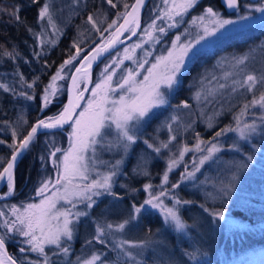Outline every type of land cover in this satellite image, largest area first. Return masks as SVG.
<instances>
[{"label": "rangeland", "instance_id": "obj_1", "mask_svg": "<svg viewBox=\"0 0 264 264\" xmlns=\"http://www.w3.org/2000/svg\"><path fill=\"white\" fill-rule=\"evenodd\" d=\"M86 1L47 0V3L50 5L52 21L50 23L45 18L44 23H42V31L39 37L42 45L51 47L55 43L53 38H58L61 35L68 22L76 17V13L80 12V5ZM201 1L197 0L195 6ZM261 2L262 0H243L240 3V7L235 9L232 15L224 14L220 8H213L214 11L220 14L222 19L233 20L235 23L225 25L215 35L207 36L199 44H195L196 39L200 35H203L204 26L213 27L207 17L203 22L197 19L205 15L206 9L198 14L195 13L189 16V13L195 8L193 6L187 12L175 17V26L170 27L169 25L172 22L164 16V12L171 7V0L167 4L165 0H154L151 9H149L151 15L149 23L141 27L137 36L130 43L117 50L112 56L107 57L106 61L101 64L95 82H91L82 107L91 98V90L101 79V72L105 66L111 64L113 60L122 58L125 48L129 49L128 54L132 55L133 60L136 61H143L146 58L145 52H149L150 55L147 57L149 62L144 66L147 69L152 63L156 62L157 57L167 56L168 52L172 50L174 42L178 46L189 41L195 44V47L192 48L185 58L184 67L177 78L178 83L172 89H167L164 86L161 87L168 103L153 109L149 116L140 123L136 129L138 139L128 152L122 153L115 148L109 151L97 146L95 158L89 161L91 169L89 181L99 179L100 176L106 174L110 169V165L116 160L121 159L123 155L124 162L120 165L117 175L113 178L112 192L115 195L105 193L104 195L93 197L96 203L91 208L86 207V201L77 203V208L74 211H87L89 215L80 217L79 221L74 220L73 239L67 241L65 238L63 243V246L69 247L67 255L54 245L45 247L51 264H82L83 261L90 259L93 255L100 257V260L96 264H101V261H103V264H115L109 262L110 257H115L116 261L120 260L126 264H177L180 255L175 257L173 250L176 248L173 247V242L170 245L165 237L168 239L170 236L174 237L175 245L180 246H185L186 244L189 246L192 241L197 243L198 240L199 242L211 244L213 240L212 229L218 231L222 227L227 229L230 224H238V221L231 216V209L236 208L238 202L242 203L245 208L249 206L254 212L257 210L264 211V132L258 131L249 140H241L237 133L227 132L213 140L216 134L213 132L215 128L216 132L228 126L235 128L237 118L248 123H251L255 119L259 124V117L264 114V109H260L258 106H250L247 114L241 116L244 105L254 98V94L258 97L264 91V83L258 82L254 90H249L246 86H240V83L245 80L247 75L251 74L257 77L264 75V37L245 39V36H252L259 30L264 29V13L256 12L254 7H247L248 5L257 6ZM75 11L76 13L72 14ZM89 16H92L96 21L95 27L88 22ZM89 16L83 20L81 25L75 27L74 46L76 50L74 54L77 53V49L80 46L98 39L102 34L111 29L109 25L112 23L107 20L106 15L96 13ZM242 16H249L250 18L242 20ZM41 22L43 21L41 20ZM153 22H155L156 28L151 29L153 39H149L145 35V29H148V26ZM161 27L165 29L164 32L158 31ZM177 36L180 37L179 41H176ZM232 41H236L238 46L229 49V51L219 56L212 57L210 63L203 66L191 79L187 85L185 98L188 107H184L185 101H181L177 106H172L170 101L178 90L181 79L189 66L199 57L212 55L217 49L223 48V46ZM136 44H142V47L136 48L133 53L132 46ZM242 57H247V59L243 64H238L237 61ZM133 60L126 59L118 67L112 65L109 71L115 69L116 75L113 77L114 85L120 79L125 69H135L136 64L133 63ZM204 60L206 58H202V61ZM65 70L64 68L62 74ZM145 74L146 72L141 70V78ZM222 85L223 87H221ZM82 86V84L79 85L80 90H82ZM198 93L199 96H197ZM25 124L23 120L20 121L19 117V121L14 128L19 133L21 127L25 128ZM169 124H171V130L167 127ZM198 131L211 133L212 135L208 136V138H203V134ZM70 133L71 127L67 132V140L64 147L57 146L55 136L49 139L47 137V144L43 148L49 150L45 151L43 155L49 160V164H51L49 177L45 178L44 174L39 175L35 171V180L32 182L33 189L29 192L30 195L27 198L25 197L24 202L20 204L19 201L18 203L6 204L5 206L0 205V210L5 212L6 217H11V208L13 206L19 208L21 205L40 202L42 197L37 194V189L47 179L54 181L56 178H53V175L57 177L58 174V170L50 158V153L55 148L62 149L61 152L56 154L57 161L62 160L63 150H67L69 147ZM115 136L116 131L113 128L108 138L114 140ZM173 136H175L174 140L171 139ZM145 140L156 146H160L161 143H168V148H161V151L156 153L152 149L147 148L144 143ZM200 141L205 142L200 145L202 149H206L209 146L207 144L208 141L219 144L221 147V151L215 153L212 159L206 161L202 166H199V160L204 155H207V152L196 150V145ZM234 142L241 146V151L231 149L230 146ZM184 146H187L191 151L185 153L179 165L173 167L172 171L168 173L169 182L164 187L170 189V193L168 197L163 198L164 204L168 207L175 205L172 196L175 195L180 199L178 193L181 190H185L188 194L189 192H195L200 195L201 202L195 201L192 203L202 208V206H206V203L213 205L218 201L222 203V207L217 210L224 211L225 219L220 220L218 217H213L210 214L211 210L216 209L208 208L209 211H205L206 208H204L200 210V213L190 212L187 214L193 226L186 223L188 228L183 232H178L174 225L164 221L163 214L158 209L146 206V210L142 211L136 220L130 222L123 232L113 231L108 234L106 237L108 242L105 245L93 240L96 222L104 223L107 221L114 225L122 222L130 215L132 204L138 206L148 198V192L144 189L145 184L151 183L153 185V192L158 193L160 191V188L157 186L162 183V177L167 170L169 160L174 158V154L175 158H178L179 152ZM92 155L91 152L88 153L89 157H92ZM248 155H252L253 160L248 162L247 169L240 172V180L234 185L235 191L231 192L228 197H224L221 189L232 182V175L237 171V165L245 161ZM194 162L195 165L199 166V171L195 172L193 178L180 182L181 176L186 171H194ZM138 163L142 165L149 175H143L138 171H134ZM97 173L100 175L98 176ZM42 176L43 178H41ZM137 181L139 182V186L136 185L137 183L135 184ZM87 182L84 181V183ZM177 182H180V187L171 189V185ZM77 183H80V181H77ZM132 189H137V191H132ZM50 194V192L46 193V195ZM36 195L37 197H35ZM189 205L190 203H187V205H176L180 216L182 215L181 211L187 209ZM58 207L71 206L61 201ZM145 213L150 216H157L160 221L161 226L152 237H150L151 232H149V235L144 236L137 229L138 221L142 214ZM3 219V217H0V221ZM190 227L194 229V233L190 231ZM25 239V237L22 238L20 247L30 249L29 245L23 243ZM121 239L148 241V244L143 248H130L129 250L135 257V259H132L125 256L123 251L116 246ZM88 241L92 242L88 243ZM100 244L106 246L104 250L97 247ZM22 260L42 261L43 257L36 252L28 250L25 252Z\"/></svg>", "mask_w": 264, "mask_h": 264}, {"label": "snow or ice", "instance_id": "obj_2", "mask_svg": "<svg viewBox=\"0 0 264 264\" xmlns=\"http://www.w3.org/2000/svg\"><path fill=\"white\" fill-rule=\"evenodd\" d=\"M34 3H38L39 0H33ZM169 0H165L167 4ZM111 4L112 0H108ZM144 0H136V4L132 6L131 12L123 13L124 22L117 25L116 21H113L109 28L115 26V31L108 41L101 47L97 48L91 57H84V63L80 64V67L76 68V73L79 76L73 75L71 77L72 82V95L68 100L67 105L63 110L55 116L48 117L47 119H40L30 127L24 135H18L15 128L12 129V136L14 142L9 145L13 149L10 158L8 159L6 166L0 170V182L7 184L8 191L0 196V199L11 196L15 191V176L14 169L17 163L18 157L26 151L32 142L36 139L37 132L40 129H54L63 128L64 125L71 127L70 142L67 150H63L62 160L57 161L56 154L61 152L62 149L55 148L50 153L52 163L56 166L58 174L56 179H47L41 183V186L37 189V194L42 197L39 203H29L27 205H21V207L13 206L11 208V217H6L5 212L0 210V217L4 219L0 221L3 228L5 229L4 234H0V264H17L16 259L12 256L7 255L6 248V236L9 232H16L20 236L25 237L24 244L30 246V249L24 247L20 248L21 253H25L30 250L38 253L43 257L42 261H25L21 260L20 264H51L49 256L45 251V247L48 245H54L60 249L65 255L69 253V247L63 246L65 238L67 241H71L74 235V220L79 221L82 216H88L87 211H74L77 208V203H86L87 208H91L96 201L93 197L104 195H115L112 192L113 178L117 175L120 165L123 164L124 159L116 160L110 165L109 171L100 176L99 179H92L89 181L90 165L89 161L95 158L97 146L105 148L111 151L113 148L120 150L122 153H127L130 147L136 143L138 136L136 129L140 123L145 120L146 117L152 112L153 109L158 108L168 103L165 93L161 90L164 86L167 89H172L178 83V76L181 69L184 67V61L188 53L195 47V44H199L201 40L207 36L215 35L220 28L225 25L233 24L235 21L229 19H222L220 14L212 7H208L205 10V15L198 17L197 19L203 22L207 17L213 27L209 28L204 26L203 35H200L195 44L191 41L180 44L173 43L172 50H170L167 56H159L156 58V62L152 63L150 67L145 69V64H148L147 57L150 55L149 52H145V59L143 61L133 60V56L129 55V49H124V55L119 60H113L111 64L106 65L101 72V79L95 84L91 90V98L85 102V105L81 109V100L87 88L82 91L79 88L80 82L89 78V70L92 66V62L95 61L102 53L108 51L109 48L122 41L119 40V36L123 32H130L132 36L136 35V29L139 28V10L143 5ZM197 0H171V7L166 9L164 16L168 18L170 27L175 26V17L182 15L187 12L188 9L195 6ZM225 3L230 9H237L240 7L239 0H225ZM125 9L128 5H124ZM247 7L252 8L256 12L264 13V0L257 5H248ZM19 9L13 11L12 15L19 21L18 15ZM40 20H47L51 23L52 16L50 12V5L48 3L43 4L38 13ZM249 16H242V20L249 19ZM119 19V18H118ZM94 27L96 21L92 16L88 17ZM156 24L153 22L145 29V35L149 39H153L151 29H155ZM99 30V29H97ZM158 31L164 32L163 27L159 28ZM130 38V37H129ZM180 37H176V41H179ZM142 47V44H136L132 46L133 53L136 48ZM3 55L11 57L13 54L10 52H4ZM80 55L79 49H77L76 56L71 59L64 61L60 65V69L52 77L51 83L44 89L43 96V107L46 108L50 102L49 97L54 96L56 92V81L63 79L62 72L66 65L72 64L73 60ZM133 60L136 64L135 69L127 68L121 75L120 79L113 82V77L116 75L115 69L109 71L112 65L117 67L123 64L124 60ZM247 57L240 58L237 63L243 64ZM141 70L145 71L146 74L141 78ZM258 82L264 83V75L257 77L256 75H247L245 80L240 83L241 87H247L249 90H254ZM35 81L32 84H28V87H33ZM223 87V85L221 86ZM0 88L5 91H11L8 85L0 83ZM27 99H33L26 93H20ZM199 96V93L197 94ZM258 106L260 109H264V91L259 96H255L248 103L244 105L241 112V116L247 114L248 108ZM184 107H188L185 102ZM77 109H81L77 112ZM175 119V117H173ZM260 123L258 124L254 119L251 123L242 121L237 118L236 127L228 126L221 131L216 132L213 140L220 137L227 132H235L238 134L241 140H249L258 131L264 132V114L259 117ZM26 123V122H25ZM171 130V124L167 125ZM211 127V125H209ZM115 129V139H109L111 129ZM172 140L175 136L171 137ZM18 141V143H17ZM0 143H4L0 141ZM148 149H152L154 152L159 153L161 148H168V143H161L160 146H156L153 143H149L147 140L144 141ZM205 143L200 141L196 145L197 151H206L207 155H204L199 160V166H202L206 161L212 159L215 153L221 151L219 144L208 141L209 145L206 149L200 147L201 144ZM231 149L241 151V146L234 142ZM191 151L187 146H184L179 152V157L169 160L167 170L162 177L161 185L158 193L153 192V185L151 183L145 184L144 189L148 192V198L144 200L140 205L132 204L131 213L128 218L122 222H118L115 225L113 223L105 221L104 223H95V234L93 240L98 241L101 244L107 243V235L115 232H123L126 226L136 220L139 214L146 210V206L153 209H158L163 214V219L167 223L174 225L176 231L183 232L188 228V225L183 221L180 216L179 209L176 205L191 203L190 201H182L175 195L172 199L175 201V205L168 207L164 204L163 198L169 196L170 189H166L164 185L169 182L168 173L172 171L173 167L178 166L180 161L183 160L184 154ZM91 152L92 157L88 156ZM2 159V158H0ZM43 160V157H41ZM253 160L252 155H248L245 161L240 162L237 165V171L232 175V182L227 184L225 188L221 189V193L224 197H228L231 192L235 191V183L240 180V172L247 169L248 162ZM199 166L195 165L194 171L185 172L181 176V181L191 179L195 176V172L199 171ZM134 171H138L143 175H149L145 171L140 163ZM99 176L100 174L97 173ZM80 181V183H77ZM84 181H88L84 183ZM180 182L171 185V189L180 187ZM126 187V186H124ZM137 191V189H132ZM51 193L46 195V193ZM63 201L64 204L70 205L71 207H58V204ZM203 207V206H202ZM205 211H209L205 209ZM210 214L213 217H218L220 220L225 219L224 211L211 210ZM92 241H88L91 243ZM148 241H129L125 239L119 240L116 245L123 251L125 256L135 259L133 253L129 250L130 248H143L147 246ZM192 258H195L197 252L188 253ZM100 260L98 255H93L90 259L85 260L82 264H96ZM103 264V261H101Z\"/></svg>", "mask_w": 264, "mask_h": 264}, {"label": "trees", "instance_id": "obj_3", "mask_svg": "<svg viewBox=\"0 0 264 264\" xmlns=\"http://www.w3.org/2000/svg\"><path fill=\"white\" fill-rule=\"evenodd\" d=\"M132 2L133 0H112V3L109 4L108 0H87L80 5L79 13H76V11L72 13H76V17L68 22L62 33L60 32L61 35L58 38H53L55 43L51 47H48V45L46 47L42 45L41 40L39 41L44 20L41 22L38 18V13L43 4L47 3V0H39L38 3H34L33 0H0V83L8 85L11 89V91H5L0 88V141L4 142L0 143V158H2L0 159V170L13 151L9 145L14 142L12 129L18 123L19 117L20 121H24V124L26 122L25 128L21 127L19 133L17 132L18 135L22 136L26 134L34 122L58 115L64 104L66 84L73 68L93 46L107 38L115 28V26L112 27L98 39L92 40L78 48L80 55L73 60L72 64L65 66L66 70L62 74L64 78L56 81L55 95L49 97L50 102L44 108L42 100L44 89L51 83V79L60 69V65L76 56L74 54L76 50L74 46L75 27L81 25L83 20L89 15L96 13L106 15L110 23L116 21L118 25L123 17L122 14L126 12ZM153 2L154 0H150L144 9L141 27L147 25L151 19L149 9H151ZM240 2H243V0H240ZM125 4L128 5L127 9L124 7ZM208 7L218 9L221 6L219 0H202L189 13V16L195 13L198 14ZM16 9H19V21L12 15ZM252 37H256V39L264 37V29L259 30L252 36H245V39H252ZM236 41H232L223 46V48L217 49L212 55L201 56L196 59L183 75L181 84L174 93L170 104L177 106L181 101L186 102L187 85L191 79L203 66L210 63L212 57L219 56L238 46V41ZM4 52H10L13 55L11 57L5 56L3 55ZM202 58H206V60L202 61ZM106 59L95 68L92 74V83L95 82L97 72ZM33 81H35V85L28 87V84H32ZM20 93H26L33 99H27ZM69 128L61 132L41 134L36 137L16 166L14 173L16 186L12 197L9 200L0 202V205L5 206L6 204L18 203L19 201L20 204L24 202L25 197L27 198L30 195L29 192L33 189L32 182L35 180V171L39 175L44 174L45 178L49 177V160L43 155L45 151L49 150L43 148L47 144V137L49 139L55 136L57 146L64 147ZM215 130H213L214 133H216ZM202 134L203 138H208V136L212 135L211 133ZM41 157H43V160H41ZM135 184L139 186L138 181ZM178 194L182 201L191 202L187 209L181 211L183 221L191 226H193V223L187 216L190 212L200 213V210L204 208L217 210L222 207V203L216 201V204L206 203V206L201 208L192 203L195 201L201 202L199 194L195 192H189L188 194L185 190H181ZM242 207L244 208L242 209ZM255 212L249 206L245 208L242 203L238 202V206L231 209V216L238 221V224H230L227 229L222 227L218 231L212 229L213 240L211 244L199 242L198 240L197 243L192 241L189 246L187 244V246H180L175 245L174 237L170 236L169 239L165 237L170 245L173 242V247L176 248L173 250L175 257L180 255L177 264H264V211L257 210ZM160 226L157 216H150L145 213L140 217L137 229L144 236L149 235V232H151L150 237H152ZM190 231L194 233L192 227H190ZM4 232L5 229L0 225V234H4ZM22 238L16 232H9L6 236V246L9 254L19 264L25 255L18 251ZM104 245L100 244L97 247L104 250V247H106ZM192 252H197L195 258L188 255V253ZM109 262L126 264L120 260L116 261L115 257H110Z\"/></svg>", "mask_w": 264, "mask_h": 264}, {"label": "water", "instance_id": "obj_4", "mask_svg": "<svg viewBox=\"0 0 264 264\" xmlns=\"http://www.w3.org/2000/svg\"><path fill=\"white\" fill-rule=\"evenodd\" d=\"M150 2V0H144V3L143 5L140 7V10H139V28L136 29V35L135 36H132L130 32H123L122 35L119 36V40L122 41V43H119L117 42L114 47H111L108 49V51L102 53L95 61L92 62V66L89 70V78L87 79V81L85 83H83V87H82V90L84 88H87L88 91L90 89V86H91V82H92V74L95 70V68L104 60L106 59L107 57H109L110 55H112L114 52H116L117 50H119L120 48H122L123 46H125L126 44L130 43L136 36L137 34L139 33L140 29H141V26H142V14L144 12V9L146 8L147 4ZM136 4V0H133L132 4L129 6V8L126 10V12H131L132 11V6ZM219 4L220 6L224 9V11L228 14H232L234 13L235 9H230L227 7L226 3H225V0H219ZM124 22V17H122L121 21L119 24H122ZM118 24V25H119ZM117 25V26H118ZM115 31V28L114 30L109 34V36L107 38H105L104 40H102L101 42L97 43L95 46H93L79 61L78 63L76 64V66L73 68L72 72L70 73L69 77H68V80H67V84H66V89H65V100H64V104H63V107L61 109V111L63 110V108L67 105L68 103V100L69 98L71 97L72 95V82H71V77L73 75H76V76H79V74L76 73V68L80 67V64L81 63H84V57H91V55L95 52V50L101 46H103L107 41L108 39L112 36V33ZM130 37V38H129ZM81 90V91H82ZM88 91H85L84 92V95H83V100H81V107H82V104L84 102V99L86 98V95L88 93ZM80 109H77V112H79ZM60 111V112H61ZM36 122H34L33 124H35ZM32 124V125H33ZM31 125V126H32ZM30 126V127H31ZM30 127L28 130H30ZM68 127H70L69 125H64L63 128H54V129H40L38 132H37V136L41 135V134H51V133H56V132H61V131H64L65 129H67ZM27 130V131H28ZM27 133V132H26ZM26 151H24L22 153V155L20 157H18L17 159V163H16V166L18 165L19 161L21 160V158L23 157L24 153ZM12 154V153H11ZM11 156V155H10ZM9 156V158H10ZM8 158V159H9ZM7 159V161H8ZM6 161V163H7ZM6 163L4 166H6ZM16 166H15V169H16ZM15 169H14V173H15ZM2 170V169H1ZM7 187V184H6V181L5 182H0V196L3 195V191L5 190V188ZM8 191V189H7ZM6 191V192H7ZM5 192V193H6ZM12 196V195H11ZM11 196H8V197H5V198H2L0 199V202L1 201H6L8 199L11 198ZM7 255H8V252H7ZM18 264V263H17Z\"/></svg>", "mask_w": 264, "mask_h": 264}, {"label": "flooded vegetation", "instance_id": "obj_5", "mask_svg": "<svg viewBox=\"0 0 264 264\" xmlns=\"http://www.w3.org/2000/svg\"><path fill=\"white\" fill-rule=\"evenodd\" d=\"M241 2H240V0H239V4H240ZM220 10H222V12L224 13V14H226V15H232V14H227L225 11H224V9L222 8V7H220ZM51 165V164H50ZM53 178H56L54 175H53ZM16 186V185H15ZM6 248H7V246H6ZM19 249H18V251H20V248L21 247H18ZM7 252H8V255H10L9 254V251H8V248H7ZM21 253V252H20ZM22 255H24L25 253H21ZM18 263V262H17ZM19 264V263H18Z\"/></svg>", "mask_w": 264, "mask_h": 264}, {"label": "bare ground", "instance_id": "obj_6", "mask_svg": "<svg viewBox=\"0 0 264 264\" xmlns=\"http://www.w3.org/2000/svg\"><path fill=\"white\" fill-rule=\"evenodd\" d=\"M86 81H87V80L81 81V82H80V85L83 84V83H85Z\"/></svg>", "mask_w": 264, "mask_h": 264}]
</instances>
